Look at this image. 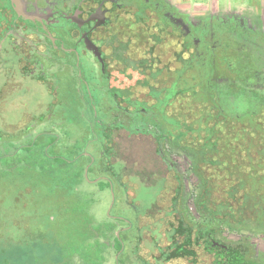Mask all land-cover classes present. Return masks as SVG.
Wrapping results in <instances>:
<instances>
[{"label": "flooded vegetation", "instance_id": "1", "mask_svg": "<svg viewBox=\"0 0 264 264\" xmlns=\"http://www.w3.org/2000/svg\"><path fill=\"white\" fill-rule=\"evenodd\" d=\"M164 17L167 18L166 23ZM154 36L161 42L154 41ZM190 40L192 45L188 43ZM164 42H172L173 59H163L162 54H155L156 48ZM187 43L190 48H186ZM142 50L147 55L140 58L132 55V52ZM234 51L236 53H232ZM118 52H122V59L117 57ZM181 53L183 59L193 54L206 55L211 65L213 87L225 88L233 82L232 78L239 77L246 80L245 85L252 87L251 90L261 92L256 86L259 74L264 71V31L250 28L247 21L237 15L228 19L211 17L196 24L163 0H0V76L5 80L0 84V102L5 99L1 101L3 96L10 93L15 95L12 102H25L17 92H30L33 86L48 95L54 89L56 80L60 82L59 87H63L65 78L76 74L75 60L79 57L82 60L79 69L89 77L98 103L102 105L105 125H111L119 118L121 123L138 128L156 124L163 132L173 126L165 123V118L177 123L180 119L179 97H171L164 113L158 114L155 106L162 97L156 99L151 94L153 89L161 94L162 90L177 87L178 56ZM231 54L238 55L239 66L227 64ZM145 60L151 67L143 64ZM248 64L253 69L252 80L247 77ZM160 116L164 117V121ZM177 130L172 129L171 132L178 141ZM119 134L125 132L116 136ZM143 142L155 150L150 139H143ZM185 148L178 143H165L162 149L166 151L167 159L160 160L157 167L149 165L138 171L145 180L158 177L167 185L171 175V182L176 183L172 187L173 192L169 193L166 189L155 205L167 200L169 208H173L171 215L165 214L169 208L161 209L156 219L162 223L160 247H169L166 251L170 257L166 258L154 250L151 254L156 256L150 258L146 249H142L141 256L153 264H264V257L254 254L243 241H227L225 229L212 228L210 223L199 225L202 215L196 204L200 195L198 186L191 195L199 217L196 221H190L184 208L187 179L180 170V162L176 160L180 154L188 156ZM26 150L23 151L28 157L25 160L16 159L18 166L35 169L43 164V161L35 160L37 156L44 159L45 154L41 156L43 147L40 146L35 152ZM127 162L126 159L124 163ZM190 162L189 170L195 177L191 159ZM128 171L129 168L124 166V174L130 175ZM148 216L142 219V225L152 222L147 220ZM183 219L188 229L187 235L192 238L190 242L185 240V235L175 239L174 232ZM199 229L206 235L201 236ZM170 230L174 233L171 242L165 240L164 235ZM180 246L186 255L175 256Z\"/></svg>", "mask_w": 264, "mask_h": 264}, {"label": "rangeland", "instance_id": "2", "mask_svg": "<svg viewBox=\"0 0 264 264\" xmlns=\"http://www.w3.org/2000/svg\"><path fill=\"white\" fill-rule=\"evenodd\" d=\"M163 1L178 9L180 14L189 17L196 24L211 17L228 19L237 15L244 18L250 28L264 31V0ZM171 43L164 42L156 48L155 54L158 56L162 54L163 59L168 57L173 59ZM146 46L148 47V44ZM132 55L140 58L147 54L142 50L134 51ZM233 59L234 56L231 54L230 60ZM81 61L76 57V74L65 78L66 82L61 88L60 82L56 80L54 89L48 95L39 92L36 90L39 88L33 86L30 92L25 93L24 90L17 92L23 96L25 102H12L14 93L3 96L1 101L4 97L5 99L0 102V156L10 154L15 159L25 160L28 154L23 151L24 149H27V152L30 149L35 152L42 146L41 156L45 154L43 158L46 161L39 159V156L35 159L36 162L43 161L42 165L35 169L20 166L27 171L28 181L39 185L34 191L42 190L45 197L41 199L49 203L50 200L46 197L49 184L57 186L62 195L65 189H71L73 195L68 201L61 196L54 199L55 205L59 208L58 213L62 210V213L67 215L68 222L63 221L61 227L59 223L52 230L54 244L63 247L62 264H153L141 256V251L146 249L150 258L156 256L151 254L154 250L161 252L166 258L170 257L166 251L169 247H160L163 238L162 223L156 220L161 209L169 208V201H161V205H155L166 189L169 193L173 192L172 187H175L176 183L171 182L173 180L171 175L167 185L158 177L145 180L138 171L148 168L149 165L157 167L162 159L165 161L167 153L162 146L168 142L178 143L177 136L172 134L171 130L178 129L179 132L184 126L179 127L177 121L169 118H165V123L173 126L164 129L163 132L156 124L148 128H138L130 126L129 123H121L119 118L113 124L105 125L102 105L98 103L94 85L82 69H79ZM173 64L175 65V62ZM2 77L0 76V84L5 81ZM256 87L264 94V71L259 74ZM152 91L151 95L154 98L162 97L155 106V111L158 114L164 113L172 94ZM188 106V103H178V112H188ZM160 119L164 121V117ZM122 132L125 134L116 136ZM140 136L145 137L143 139H150L155 145V150L146 146ZM22 146L24 148H21ZM126 159L127 164L124 163ZM176 160L180 162V170L187 179L184 208L189 214L190 221H196L199 214L191 193L198 186V181L189 170L191 162L188 156L180 154ZM131 161L136 163L133 164ZM2 165L3 162L0 163V168ZM124 166L129 168L127 173L130 175L124 174ZM24 183L28 185L27 189L32 190L30 183ZM29 196L30 194L24 197L23 201H27ZM172 209L169 208L165 214L171 215ZM147 214L149 215L147 220L152 222L142 225L141 221ZM170 231L164 233L165 240L169 242L173 241L175 233ZM226 233L227 241H243L254 254L264 257V234ZM52 235L49 230L45 243H49ZM98 242L106 248L105 251H99ZM74 249L75 253L72 254ZM87 250L91 252L88 253Z\"/></svg>", "mask_w": 264, "mask_h": 264}, {"label": "trees", "instance_id": "3", "mask_svg": "<svg viewBox=\"0 0 264 264\" xmlns=\"http://www.w3.org/2000/svg\"><path fill=\"white\" fill-rule=\"evenodd\" d=\"M163 21L166 23L167 18L164 17ZM153 40L161 42L155 36ZM188 43L192 45L191 40ZM188 43L186 48H190ZM233 56V60L228 56L227 64L239 66L238 55ZM117 57L122 59V52H118ZM178 60L177 87L161 92L178 96L180 104L189 105L188 112H180L178 124L184 126L181 128L184 131L179 130L178 144L187 147L184 151L193 162V173L198 181L200 195L196 204L202 215L199 225L210 223L212 228L216 226L221 231L262 235L264 94L251 90L252 87L245 85L246 80L239 77L232 79L236 82L225 88L213 87L211 65L206 55L193 54L183 59L181 53ZM143 64L149 66L150 63L145 60ZM250 65L246 70L247 77L252 80ZM0 160L4 163L0 168V264L64 263L63 247L54 244L52 230L59 223L61 227L63 221L66 223L67 215L62 210L58 213L54 199L61 196L68 201L73 195L71 189L62 190V195L57 186L49 184V192L45 193L50 201L45 203L41 199L44 196L42 190L34 191L39 185L28 181L27 171L16 164L12 155H2ZM24 182L30 183L32 190L27 189ZM29 194L30 198L24 202V197ZM185 226L181 222L175 231V239L187 234ZM49 230L52 239L45 243ZM199 232L201 236L206 235L200 229ZM185 240L190 242L192 238L186 235ZM98 249L106 250L100 242ZM177 250L175 256L184 253L181 246Z\"/></svg>", "mask_w": 264, "mask_h": 264}, {"label": "water", "instance_id": "4", "mask_svg": "<svg viewBox=\"0 0 264 264\" xmlns=\"http://www.w3.org/2000/svg\"><path fill=\"white\" fill-rule=\"evenodd\" d=\"M98 56H100V54L98 53ZM100 59H101V56H100ZM101 62H102V60H101Z\"/></svg>", "mask_w": 264, "mask_h": 264}]
</instances>
